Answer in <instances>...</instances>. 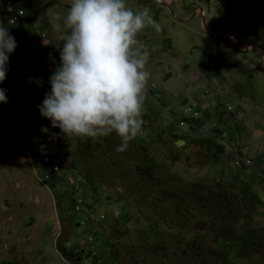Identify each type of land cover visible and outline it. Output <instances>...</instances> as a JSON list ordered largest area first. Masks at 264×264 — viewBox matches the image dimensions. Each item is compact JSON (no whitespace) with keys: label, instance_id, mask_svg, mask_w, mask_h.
<instances>
[{"label":"rangeland","instance_id":"rangeland-1","mask_svg":"<svg viewBox=\"0 0 264 264\" xmlns=\"http://www.w3.org/2000/svg\"><path fill=\"white\" fill-rule=\"evenodd\" d=\"M127 4L161 30L139 36L147 135L117 152L114 133L67 138L38 110L60 43L45 24L70 0H0L17 42L0 84V264H264V0ZM43 155L62 177L41 179Z\"/></svg>","mask_w":264,"mask_h":264},{"label":"clouds","instance_id":"clouds-1","mask_svg":"<svg viewBox=\"0 0 264 264\" xmlns=\"http://www.w3.org/2000/svg\"><path fill=\"white\" fill-rule=\"evenodd\" d=\"M154 16L149 5L133 9L127 0H70L66 12H50L51 30L60 41V63L38 105L41 117L67 138L98 139L114 133L120 139L117 152L146 136L143 115L151 49L139 36L149 27L161 30ZM16 47L0 19V84ZM33 81L42 85V78H29ZM6 92L0 87V104L8 103ZM40 131L49 129L41 125Z\"/></svg>","mask_w":264,"mask_h":264},{"label":"built area","instance_id":"built-area-1","mask_svg":"<svg viewBox=\"0 0 264 264\" xmlns=\"http://www.w3.org/2000/svg\"><path fill=\"white\" fill-rule=\"evenodd\" d=\"M18 22H19L18 17H13L11 19V23L12 24H17ZM40 38L41 39H46V34L45 33H41L40 34ZM48 64H49V62L47 60L43 61V65L44 66H48ZM32 69L34 71L37 70L36 67H32ZM42 161H43V166H44V172H43V174L41 176V179L43 181H50V180H53L55 176L62 177L64 175L62 168L59 165H57V164H53L50 161L48 156L43 155L42 156Z\"/></svg>","mask_w":264,"mask_h":264},{"label":"crops","instance_id":"crops-1","mask_svg":"<svg viewBox=\"0 0 264 264\" xmlns=\"http://www.w3.org/2000/svg\"><path fill=\"white\" fill-rule=\"evenodd\" d=\"M34 10H32V13H30L29 14V12H28V16H27V18H29L30 19V17L31 18H38L39 17V15L42 17V15L43 14H40V12H39V8L38 9H36L37 7L36 6H34ZM49 26V21L45 24V27L47 28ZM47 41V40H46ZM46 41H44L42 44H41V46H48V43L46 42ZM38 42V41H37ZM35 40L33 41V39L32 38H29L28 39V41H27V43L29 44V47L30 48H28V49H30L31 51H34V50H37V48H36V43H37ZM60 44V43H59ZM58 44V45H59ZM33 46H35V47H33ZM42 52V51H41ZM43 53V52H42ZM53 53H50V58H49V56H48V59L49 60H47L48 62H49V64H48V66H44L43 65V67L45 68V70L44 71H47V75H49V77H50V75L52 74V72L55 70V67L60 63V60H59V50L55 53V54H53V56H51ZM34 67H36L37 68V66H34ZM37 70H38V68H37ZM36 70V71H37Z\"/></svg>","mask_w":264,"mask_h":264},{"label":"bare ground","instance_id":"bare-ground-1","mask_svg":"<svg viewBox=\"0 0 264 264\" xmlns=\"http://www.w3.org/2000/svg\"><path fill=\"white\" fill-rule=\"evenodd\" d=\"M234 38V37H233Z\"/></svg>","mask_w":264,"mask_h":264}]
</instances>
